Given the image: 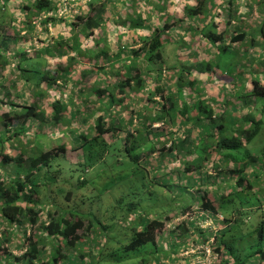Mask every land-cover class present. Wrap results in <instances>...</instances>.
<instances>
[{"label":"trees","instance_id":"trees-1","mask_svg":"<svg viewBox=\"0 0 264 264\" xmlns=\"http://www.w3.org/2000/svg\"><path fill=\"white\" fill-rule=\"evenodd\" d=\"M211 1L212 0H140L139 3V0H84V3L82 0H79L82 8L84 7L83 4H86V9L82 10L83 13H81L79 9L78 14L73 16L71 30L74 31L78 28V34H81L91 44L94 43L95 45V42L101 44L102 41L104 44H108L110 41L112 42L114 40L117 42L120 38L121 42H123L122 46L115 49L113 57H108L107 55L108 52L111 51L109 48L106 50L101 49L96 53L88 52L85 58H125L123 57L125 55L129 56L127 58H135V60L130 62V67L126 73L122 75L115 72L117 81L109 85V90L104 88L102 91L98 92L101 96L107 93L110 105L118 106H121L127 97L133 93L135 95L137 93H143L145 95L144 99L147 107L137 112L142 120L141 128L136 129L139 132L135 135L133 131L125 132L126 135L122 143L125 157L129 159L131 164L135 165V168L130 171L127 177L132 178L133 176H140L143 179L145 176L148 178L150 176L152 179L153 176L159 174L157 177L161 179L160 184H152L153 186H150V190L153 189L154 186H157L160 192L157 194H162L163 196L172 192L173 189L182 194L183 191H185L186 194H190L195 197V199L199 200V207L196 212H192L195 219L189 222H179V224L174 226L172 231L168 232H164L165 230L162 231L164 228L163 226L177 219L179 214L181 217L183 214L192 211L191 206L183 208L176 206L177 208H181V211L173 213L168 212L166 209V212L163 209V213H161L158 206H155V211L151 212L152 215L150 214L152 219H145L144 215H142L139 221L135 220L136 212L133 211V207H129L127 216L135 212V215L131 216L129 219L134 226L132 228L133 234L130 241L120 248L124 255L118 257L117 262L119 263L128 261L129 264H165L163 261H168V264H186L188 263L186 258L178 259L177 253L179 251L185 249L191 250V248L197 245L206 246L210 238H213L210 251L212 255L215 254L219 258V261L215 264H264V219L261 220L258 218L259 221L255 226L252 228L248 227V221L254 218L251 213V206L245 207L242 201L236 206L234 201L241 193L246 192L248 194H253L252 191H254L255 188L259 191L260 189L257 186L264 183V150L262 149L263 151H261V156L259 158V156L254 157L251 155L250 151L246 149L248 144L260 133L264 124V101H259L261 99L264 100V71L258 73V75H261L262 79L258 77L259 80H257L255 77H252V89L250 92L241 94L238 97L232 96V99L236 101L232 103L230 107L223 106L224 113L230 117V120L224 121L222 117L214 116L211 110L205 111L208 113L206 114L207 118H205V120L209 121L210 124L214 121L218 122L219 125L216 127L218 129L217 133L220 134L221 131L224 132L226 129L225 124L227 123L230 129H232L233 126L237 128L238 134L232 138L222 137L217 139L211 146V148H215V151H210L211 148L207 146L202 148L204 151L203 161L209 163L210 166V169L205 168L209 176L204 178L203 181L200 179L202 174L199 169L200 165L195 168L194 166L196 165L192 164L191 158L189 157L182 160V162L186 161V163H189L188 166L178 167L173 170L172 182H169L170 177L166 174L170 162H172V164L174 163V166H177L176 162L178 161L172 160L170 158V153L177 151H179V153L184 152V148L190 145L192 134L189 133V131L186 132L183 138L177 140L178 144H176V148H174L173 141L168 143L170 144L169 147H166L167 145L158 146L148 152H146V149H142L145 143L154 140L150 136V134L154 132V130H152L154 128H152L150 122L164 124L162 119H156L155 115H152L154 111L151 109V106L157 105L159 111L166 116L169 115L170 109L174 107V105L171 104L172 94L168 93L167 96L164 97L165 92L162 89L163 87L159 85L161 78L165 76L164 73L168 71L166 58L163 57L166 46L169 44V42L166 43L167 39H169V34L166 32L170 30L175 23L183 22L186 18L194 19L198 16H203L205 18V13L208 11L206 8L211 6ZM232 1L236 2L234 9ZM249 2V0H227L224 5L229 7V11L232 9V12L236 15L237 9L241 7L249 8ZM256 3L258 5H263V0L256 1ZM32 5H34L32 10L36 11V14L40 11L50 9L59 10L54 0H33ZM23 7L28 8V5ZM129 7L136 10V14L134 12L129 14L127 12ZM261 8L263 9V6ZM145 9L149 10L145 12ZM219 10L218 8L217 14ZM214 11H216V8ZM146 13L148 17L143 19L141 15L144 16ZM243 15H246V12L241 15L239 14L240 18L238 21L241 20ZM148 18L155 20V27H150L148 25L143 27L144 23L146 24V22H148ZM49 21L55 25L56 18L52 17ZM228 22H231V20H228ZM228 22L226 23V27L224 26V29L222 28L223 30H217L219 22H212L208 27H205V32L203 31L205 40L209 41L211 45L217 43L215 48L216 54L220 55L230 49L238 50L239 53H242L240 50L245 49L243 47L245 44L247 45V43L249 44L248 48L251 49L254 40H247V29L243 31L237 27V29L234 28L233 32L227 31L225 29H228ZM260 24L261 26H248V29L250 35L261 32L264 42V16ZM23 25L25 33L29 34V29H33L31 18L27 19L26 17ZM135 30L140 34L139 40L141 45L137 49H132L131 52H129L130 50L128 51L127 48L129 44L127 42L133 38L132 36L136 35L135 33L137 31L135 32ZM127 31H130L128 36L126 35ZM250 37L252 38V36ZM100 44L95 46L97 47ZM135 44L136 40L131 42V45ZM80 56H83V54ZM138 58H141V64L144 66V70L147 73L146 76L144 75V79L140 74L143 68L142 66L139 68L137 65L138 62L140 63V61L137 60ZM254 59L255 58H243L241 65L244 67H239L237 69L236 73L238 77L244 73H249V70H253L255 64L264 67L263 58ZM202 65L200 63L197 66L186 64L185 67L180 68V71H185L189 74L190 71L194 70L196 67L198 68L196 70L201 73ZM217 68H219V66L216 65L208 70L213 74H219L217 73V70H219ZM153 72L156 74L155 80L150 78ZM252 74L254 73H251V75ZM55 83L57 82H53V85H55ZM193 84L194 83H187L189 86ZM61 85L66 86V84L64 85L62 82ZM36 86L39 87V83L36 84ZM150 89H152V91H150ZM191 90L194 91L193 87ZM153 98H159L160 102H157ZM19 99L21 100L22 98L20 97ZM20 100H17V103L13 102V104H7L0 100V107L3 111V105L4 107L7 105V108L10 109L9 112H6L0 117V121L2 120L4 125L3 131L6 134L9 133L6 138H0V144L4 141L11 140L14 135L18 137L22 135L23 137L28 130L25 125L26 121L32 123L33 120H38L39 123H47L45 112H37V105H29L24 103L25 101L20 102ZM149 100L151 102H149ZM255 101L260 102L263 106L258 107V105H255ZM61 107L64 106L59 102L54 103L52 106L55 114L52 120L55 123L62 117V112H66V108L63 109ZM236 108L238 110L235 113ZM257 115L260 117L255 119ZM159 117L161 116L159 115ZM20 118H22V121H18ZM9 120H11V122L7 123ZM13 121L14 123H12ZM19 127L21 130L17 132ZM72 128L74 127L57 130L54 136L56 138H64L65 134H67L65 131L72 130ZM15 129L16 131H14ZM115 130L120 131L119 128H115V124L104 123L103 125L102 118H97L93 127L88 128L89 135L82 132V135L79 137L75 136V138H72L73 136L69 134L70 139H67L65 136L64 142L68 147H71V151H81L83 159L78 166L83 168L84 173H88L91 168L90 166L94 165L93 160L89 158L92 151L97 161L94 165L96 168H94L93 171L97 170L100 172L97 165L104 164L106 158L110 155V147L115 145L114 143L108 144L104 136L106 134L116 133L114 132ZM140 130L146 131V133H142ZM170 131L172 134L177 133L173 129ZM139 138L140 141L137 142ZM162 138L161 134V142ZM85 148L87 149L88 156L87 154L85 155ZM96 148H98V153L95 151ZM240 148H245L246 154L243 156L235 154ZM138 150H142V153ZM65 152V146H61L43 152L39 154V156L24 159V153L22 152L9 158L3 156L0 151V220L6 221L13 227L27 224L30 228H34L35 225L38 224L42 232L41 235H43L41 238L31 236L26 238L24 230L21 240H26V242H28L26 252L18 258L10 256L12 258H8L9 260L7 259L8 256H4L5 259H7L5 264H59L62 262L63 264H99L102 256L96 244H94L96 245L94 248L89 240L90 242L88 243L95 250H90L91 247H86L87 250L83 248V250L88 251V253H81L83 250L76 253L75 246L80 242L81 238L78 234L82 231L85 222H87V231L96 228L95 231L99 230L98 232L101 233V230L106 229V226L100 225L99 227H95L90 221L79 218L73 219L68 216L65 217V215H62L58 211L61 207L57 204L49 203L50 205H41L37 200L40 187L46 184L48 178L54 179L57 177L56 173L60 172V165H57V169H55L54 172L48 171L50 161L55 157H60V155ZM156 154H158V157L162 160L160 163L152 165L148 160L151 157L154 158ZM174 154L178 155V153ZM210 154H212V156H210ZM165 159L167 161H163ZM201 163L202 162H200V164ZM224 164L227 166L230 164L232 166L231 169L223 172L222 165ZM152 166H157L158 169L153 170L151 168ZM16 168L20 169V171L18 172ZM249 170L250 172H248ZM50 175H53V177H50ZM164 176H168L166 177L168 179L165 180L166 178L164 179ZM182 177L189 179L193 177L192 186H187V183L183 185L185 179H182ZM151 179L150 183L152 182ZM115 180L121 182L123 178L117 177ZM79 182L85 184L86 179L81 177ZM222 183H224L225 186L223 189V191L226 190L224 191L226 192L225 195L222 190H215L212 186L223 185ZM190 189L192 193L189 192L191 191ZM58 192L64 199H70L69 193L64 194L61 190ZM155 198L159 200L157 195H155ZM256 200L260 199L256 198ZM225 206H227V210ZM254 206L257 208L258 204L256 203ZM54 209L55 211L52 212ZM258 209L260 210V208ZM219 215L222 221L218 220ZM209 220L213 221V230L201 227ZM216 226L218 227L216 228L217 230L215 229ZM139 227H142V230H135ZM10 233L14 234L11 231ZM166 233L170 234L167 235ZM164 234H166L165 237ZM160 237H163L164 241H162L163 238ZM0 239H2L1 234ZM17 239L19 240V238ZM46 240H48L47 243L50 244V249L45 247L47 245ZM166 240L168 241L165 242ZM194 241L196 243H194ZM44 242L46 245H43ZM100 244L104 248V246H106V241H98V245ZM148 244H150L152 248L141 251V249ZM62 252H65L66 255H61L60 253ZM76 257H78V259ZM62 258H65V260L60 261ZM106 259L111 261L112 256H108L107 254V256L103 257V261Z\"/></svg>","mask_w":264,"mask_h":264},{"label":"rangeland","instance_id":"rangeland-1","mask_svg":"<svg viewBox=\"0 0 264 264\" xmlns=\"http://www.w3.org/2000/svg\"><path fill=\"white\" fill-rule=\"evenodd\" d=\"M223 1L226 2L227 0H223ZM249 1L254 2L255 5H253L254 8L250 10L251 14L248 19L247 18L244 19L245 18L244 17L238 21L240 16L235 15V13L232 12V9L231 11H229V7L226 5H224L223 8H220L218 14H216V16L213 17L215 19L222 20L221 23L225 27L228 20H231V22H228L227 25V28L230 32H233L234 28L237 29V27L240 25V22L242 23L244 21L248 25L251 24L260 25V23L263 20V17L258 12V4L256 3V1H261V0H249ZM32 3L33 0H24V1L0 0V63L5 64L7 61L18 62L20 58H23V55L25 54V51L29 45H28L27 37H25V35L23 37L20 35L25 34L23 23L25 22L26 17L27 19L31 18L32 23L35 22L36 11L32 10ZM232 4L234 5L233 6L234 9L236 2L233 1ZM25 5H28V8L23 7ZM262 6H263V14H264V0H263V5H259L260 8ZM212 7L214 9V6ZM148 10L149 9H145V12ZM141 16L142 18L143 17L147 18L148 14L146 13L145 16L143 15ZM70 18L72 17L68 15L65 16V20L68 22L71 21ZM148 23L153 24L152 19H149V21L146 22V24ZM189 23L187 22V20H184L181 26H187ZM37 26L38 24L36 23V27ZM36 27H34L33 29H29L30 42L33 39H36L34 35L39 40L44 39L43 37L44 31L36 30ZM32 30L33 31L36 30L35 34L32 32ZM53 32L54 34L56 33V29L54 27H53ZM129 34L130 31H127L126 35L128 36ZM253 34H251L250 36L252 37L255 36L256 38L258 36L259 37L261 36V32H258V34L257 33H253ZM263 36H264V28H263ZM180 38L182 37L180 36ZM113 42H115V40ZM168 42L169 39H167L166 43ZM110 45L111 44H109L107 47L110 48L109 47ZM180 46L184 47L182 44H177L174 47L175 54ZM202 47H198V48L195 47L198 52L197 53L198 58H204ZM257 47L258 49L264 48V42L262 36L260 39V43H257ZM113 48L115 49V47ZM170 49L171 48H169V44H168L166 50H170ZM49 51L50 52L48 55L51 58L57 56L56 53L57 51H55L54 48H49ZM242 51L245 52L246 48L242 49ZM252 52L253 50H250L249 54L246 53L242 55L241 53L242 56H240L238 50L230 49L227 50V52L222 53L220 55L217 54L216 58L211 59L209 64L211 67H214L216 65L219 66V68H217L219 69L217 70V73L219 74L216 75H213V73L208 70L209 68H211L208 64L202 65L201 67V70L203 71L202 74L199 73L195 74L192 70L190 71L189 74L185 71H180V69L179 71H176L175 69H177V67L183 68L185 66L182 65L181 63H177L178 60L173 63L171 59L172 53L170 52L168 54L163 53V57L166 58V63L168 64L167 65L168 71L164 73L165 76L161 78L159 85L163 87L162 89L165 92L164 97H166L168 93L172 94L171 104L174 105V107L170 109L171 111H169V115L166 116L164 115V113L159 111V107L157 105L151 106V109L154 111L152 115H155L156 119L157 118L162 119L164 124L162 125V123L150 122V125L152 126V128H154L152 129L154 130V132L151 133L150 136L154 140L145 143V146L142 149H146V152H148L158 146L167 145L166 147H169L170 144L168 143L173 141H174L173 144L174 148H176L177 146L176 144H178L177 140L179 138H183L187 131H189V133L192 134L191 138L192 136L195 135V137L191 139L190 145L184 148L183 150L184 152L179 153V151H177L170 153L171 155L170 158L172 160H178V161L176 162L177 166H174V163L172 164V162H170V164L168 165V172L166 174L170 177L169 182L170 181L172 182L171 178L173 176V170H175L178 167H185L189 165V163H186V161L182 162V160L186 157L191 158L192 164L196 165L194 166L195 168L199 167L200 165L199 168L201 170L200 172H204V168L210 169L209 163L203 161L204 151L202 148L204 146L211 147L215 143V141L219 138L222 137L232 138L234 136H237L238 134L237 128H234L233 126L232 129H230L227 126L228 125L227 123L225 124V128H226L225 131L224 132L221 131L220 134L217 133L218 129L216 127L219 125L218 122L214 121L210 124L209 121L205 120V118H207L206 114H208L205 111L211 110L214 116L222 117L224 121L230 118L227 116V114L224 113L223 106L230 107L232 103L236 101L232 99V96L234 97L240 96L238 94L232 95L231 94L232 90L229 89L230 87H233L234 83L239 78L238 76H233V74L231 73L236 74L237 69L239 67L240 68L244 67L243 65H241L243 62V58L257 59L258 57H255L256 54H253ZM259 52L264 56L263 49L260 50ZM32 58H37V57L33 56ZM34 61L35 60H32L31 58L28 60H23V62H21V65L22 66L29 64L31 65L34 63ZM137 65L139 66V68H141L142 66V64L139 62L137 63ZM46 67H44V64L39 65L38 68H36L34 74L30 72H26L24 73V77L30 81V84L31 83L35 84L36 82L41 81L42 76L45 73L44 71ZM254 70L264 71V67L259 68L258 66H256L254 67L253 70H249V71L253 73ZM24 71H26V69ZM29 71L32 72V70ZM213 77H220V78L211 79ZM255 79L257 78L255 77ZM17 80L22 81L23 78L17 76ZM187 83H194V84L192 86L191 85L189 86L187 85ZM10 84H12L11 79L9 80V85ZM198 84L203 87L200 88L201 91L197 89V87H199ZM192 87L194 91L191 90ZM142 99L143 98H140V103L142 102ZM156 101L160 102L159 98ZM259 101H264V100L261 99ZM149 102L151 101L149 100ZM255 105H258V107L263 106V104L261 105V103L257 101H255ZM120 108L121 110L124 109V107H120ZM139 109L140 107H134V111L132 113L135 116L134 118H132V121L134 122L130 120L129 125L126 120L120 119V117H119V121L118 119L117 120L114 119L113 121H111V124H115V128L117 129L119 128L120 131L115 130L114 132L116 133L113 134L110 133L104 136V139L108 144L114 143L115 145L110 147L109 149L110 155L106 158L104 164L97 165L98 169H100V172H98L97 170L93 171L94 168H96L94 165L97 163L96 159L94 158L93 151L91 152L90 154L91 157L89 156V158L90 160H93L94 165L90 166L91 168L89 169L88 173H84L82 167L78 165L74 166L75 163L79 164L82 162L83 156L81 151L80 152L76 150L71 151L70 148L68 147L69 148L68 150L70 151L66 152L67 154H65L64 158L62 156L55 157L50 161L48 171L54 172L55 169H57V165H60L61 170L60 172L56 173L57 174L56 178L54 179L48 178L46 184L40 187V193L37 196V200L41 203V205H48L49 203L57 204L63 210L62 211L60 208L58 211L62 215H65V217L68 216L70 218L72 217L73 219L79 218L85 221H90L93 223L95 227L96 226L99 227L100 225L106 226V229L101 230V233H99L98 232L99 230L95 231L96 228L91 231H87L86 230L87 222H85V224L83 223L84 224L83 229L78 234L81 238L80 242H78L77 245L75 246V251L77 253L78 251H82L83 248L87 250L86 247L89 248L91 247L90 250H93L97 245L98 246L97 248L102 256L99 264H129L128 261H123L119 263L117 262L118 261L117 259L119 256L124 255L123 251L120 249L122 248L121 246L127 244L132 237L133 234L132 228L134 226L129 219L131 216L135 215V212H136L135 220L137 221L141 220L142 215H144L145 219L150 220L152 219L150 214L151 212L155 211L154 210L155 206H158V209L161 213H163L162 212L163 209L165 212L167 210L168 212L173 213V212L181 211V208L183 207L191 206L192 211L183 214L181 217L179 214V217L177 219H175L172 222L166 223L165 226H163L164 228L162 231L165 230L164 232H168V231H172L173 225L179 224V222H185V221L189 222L190 220H194L195 217L193 216L192 212H196L197 208L199 207L198 206L199 200L195 199V197H193L190 194H186L185 191H183L182 194L181 192L175 191L173 189L172 192L164 196L161 194L162 195L161 196L160 194H157L160 193L157 186H154L153 189L150 190L149 188L150 186H153L152 184L155 183L160 184L161 179L157 177L159 176V174L153 176L152 179L150 176L149 178L145 176L143 179L140 176H133L132 178L127 177V175L130 174V171L135 168V165L131 164L129 159L125 157L122 143L124 142L123 139L125 138V132L133 131L134 135L137 132H139L136 130L141 128V122H142L140 119L141 118L140 115L137 113ZM235 110L236 113L238 109L236 108ZM117 111L118 110L115 111L114 116H116ZM3 112L4 111L0 107V117L3 116L2 115ZM72 113H74V109ZM159 115L161 117H159ZM259 117L260 116L257 115L255 119H258ZM75 121L77 125L80 124L79 120H75ZM34 127L39 132V134L36 135L37 140L44 142L43 148L38 144L34 145L35 149L32 150V152L35 155H38L39 153L41 154L43 149H47L46 151H48L51 150L54 146L56 147L62 146V143H65L64 142L65 136L67 139H70V136L68 135V131H67L66 132L67 134H65L64 138L47 137L49 139L47 140L46 137H44V136H48L45 134V129H43V127L39 125H35ZM16 129L14 131H16ZM172 129L177 132L176 133L177 135L172 134V132L170 131ZM20 130L21 128L19 127L17 132H19ZM69 131H70L69 132L70 135L74 133L75 136H78L76 135L78 133V128L74 130L70 129ZM140 132L146 133V131L143 130H140ZM51 133H55L53 129ZM161 134L163 137L162 142L160 140ZM20 137L21 139H17L16 141L18 144L21 142L19 148L23 149L24 143L22 142V140L26 138H23L22 135ZM139 141L140 138L137 140V142ZM7 142H5L3 147H0L1 149H4V151H6V147H8V145H6ZM246 149L249 150L250 154L253 155L254 157L259 156L260 158L261 151L264 150V124L261 128L260 133L257 135V137H255L251 141V143L248 144ZM212 150L215 151V148L213 147ZM84 151H85V155L87 154L88 156V152L86 148L84 149ZM95 151L98 153V148H96ZM138 151L141 152L142 150L141 151L138 150ZM174 153H178V155ZM235 154H238V156H243L244 154H246L245 148H240L238 151H236ZM210 156H212V154H210ZM161 160L162 159L158 157V154H156L155 157L154 158L151 157L148 160V162L154 165L155 163H160ZM163 161H167V160L165 159ZM200 162L202 163L200 164ZM229 167L231 168L232 166L229 165ZM151 168L153 170L158 169L157 166H152ZM224 168L225 166H223V169ZM228 169L229 168L227 169L225 168L223 171L224 172L229 171L230 169L229 170ZM16 170L18 172L20 171V169L18 168H16ZM168 176H164L163 178L165 179ZM50 177H53V175H50ZM81 177L86 179L85 184L79 182V179ZM117 177H122L123 180H121V182H117L115 180ZM191 178L193 179V177H190V179ZM150 179L152 181L151 183H150ZM167 179L168 178H166L165 180ZM182 179H185L183 185L187 183V186H192V182L189 178L182 177ZM212 186L215 190L218 191H221L222 189L225 188V186L223 185L222 186L212 185ZM259 189L260 190L258 191L257 188H255L254 191H252L253 194H248L246 192L239 194L237 198H235L234 200L236 203L235 205L237 206L238 203L242 201L245 207L253 206L256 203L260 204L261 207L262 205H264V187L260 186ZM59 190H61L62 193L64 192V194L69 193L70 199L66 200L63 197H61L58 192ZM189 192L192 193V190ZM155 195L159 197V200L155 198ZM256 198L260 200H256ZM176 206H179L181 208H177ZM129 207L131 208L133 207L134 209L133 211L135 212H132L131 215L127 216V212H128L127 210ZM225 209L226 210L228 209L227 206H225ZM54 211L55 209L52 212ZM251 213L254 218L261 216V214H259L260 213L259 209H252ZM254 218L251 221H248L247 223L248 227L252 228L253 226L256 225V223H258L259 220ZM218 220L221 221L220 215ZM216 228L218 227L216 226ZM24 230H25L26 238L28 236L40 237V238L43 237V235H41L42 232L40 231L38 224L35 225L34 228H30L27 224L24 226L16 225L13 227L10 226L9 223H7L6 221L0 220V234L2 236V239H0L1 264H5L6 263L5 261L8 258H12V257L18 258L19 256L23 255L26 252L28 242H26V240L25 241L21 240ZM135 230H142V227L136 228ZM10 231L13 232L14 234L10 233ZM166 234L169 235L170 233H166ZM166 234H164V237L166 236ZM17 238H19V240ZM89 240L91 241V244H93L94 248H92V246L88 243L90 242ZM103 240L106 241V246H104V248L101 246V244L98 245V241H103ZM47 241L48 240H46V243ZM162 241H164V238ZM167 241L168 240H166L165 242ZM46 243L44 242L43 245H46ZM194 243L196 242L194 241ZM49 245L50 244L47 243L45 247H48L50 249ZM150 248H152V246L148 244L144 246L141 249V251H145L146 249H150ZM188 252H190V249L179 251L177 253L178 259L186 258L188 261V263L186 264H197V262L199 263L198 258H195L196 254H193L191 252L188 253ZM81 253H88V251L83 250ZM131 253H135V252H131ZM60 254L66 255L65 252H62ZM107 254L108 256H112L111 261L109 259L103 261V257L107 256ZM4 256L6 257L8 256L7 259H5ZM76 258L78 259V257ZM63 260H65V258L60 259V261ZM163 262L165 264H168V261H163ZM59 264H63V262Z\"/></svg>","mask_w":264,"mask_h":264},{"label":"crops","instance_id":"crops-1","mask_svg":"<svg viewBox=\"0 0 264 264\" xmlns=\"http://www.w3.org/2000/svg\"><path fill=\"white\" fill-rule=\"evenodd\" d=\"M54 2L56 3L57 7H60L59 5L60 0H57ZM211 2H212L211 6L208 7L209 9L207 8L208 11L207 13H205V18L203 16H198V17H195L194 19L186 18L187 22L188 23L190 22L187 26H181L183 22H179V23L177 22L174 25L172 24L173 26L170 28V30L166 32L167 34H169V48L171 49L170 50L165 49V54H168L169 52L172 53L171 59L173 63L178 60L177 63H181L184 66L186 64L190 66H197L199 65V63L201 65L209 64L211 59L216 58L217 54H216L215 48L217 46V43L214 45H211L209 41L205 40L203 37V31L205 32L206 30L205 27H208L209 24H211L212 22H217V23L219 22L217 25L218 26L217 30L220 31L224 29V26L221 23V20L215 19L213 16H216L218 8L220 9L224 7L225 2L223 0H212ZM77 5L79 6L81 13H83L82 10L86 9V7L82 8V5H80L79 2L77 3ZM253 5H255V3L250 1L249 8L241 7L237 9L236 15L239 16V14L241 15L244 12H246V15H243L241 19L244 17H245L244 19L246 18L248 19L251 14L250 10L254 8ZM212 6H214V9ZM215 8H216V11H214ZM127 12L129 14L133 12L136 14L137 11L129 7ZM258 12L260 13L262 17L264 16L263 9H261L259 5H258ZM144 18L145 17H143V19ZM148 21H149V18H148ZM152 22L153 24L144 23L143 27H145L146 25L150 27H155L156 25L155 20L152 19ZM71 24L72 23L68 21L62 22L60 20H56L55 27H54L56 29L54 46L51 47V48H54L55 51H57L56 57L51 58L48 55L50 52L49 48H44L37 53L36 55L37 58H31L32 60H35L34 63L31 65L30 64L23 65V66L21 65V62H23V60H28L30 58H20L18 62H15L16 63L15 69H13L12 66H10L9 68V64L14 61H11V62L7 61L5 64L0 63V100H2L3 102L7 104H13V102L15 103L17 100H20L19 98L21 97L22 99L20 100V102L25 101L24 103L26 104L37 105V112H41V111L45 112V115H46L45 119L47 122V123H39L38 120L37 121L33 120L31 123V122L26 121L25 125L29 129L23 136V138H26L22 140V142L24 143V148L20 149L19 145L21 142L18 144L16 141L17 139H21V137L14 135L15 137L13 136V138L9 140V142L4 141L3 143L0 144V147H3L5 142H7L6 145H8V147H6V151L0 148L3 156H7L11 158L14 155L16 156L17 154L21 152L24 153V156H23L24 159L39 156L40 153L38 155H35L32 152V150L35 149V146H34L35 144H38L42 146L43 148L44 142L37 140L36 135H38L39 132L34 127L35 125L42 126L43 129H45V134L48 136H44V137H46L47 140H49L47 137H55L54 134L57 132V130H60L62 128L64 130L67 127L69 128L74 127L72 128V130L78 128V133L76 135H78L79 137L80 135H82V132L84 134L89 135L88 128L93 127L94 122L97 120V118H102L103 123L111 124V121H113L114 119L115 120L118 119L119 121V117H120V119L126 120L129 125V121L130 120L132 121V118L135 117L134 114H132L134 111V107H140L139 110H144V108L147 107L145 103V99H144L145 95L143 93L141 94L137 93L136 95L134 93L131 94L130 96L127 97L125 102L121 104V106L110 105L109 96L107 93H104V95L102 96L98 94V92L102 91V89L104 88L108 89L110 87L109 85L113 84L117 80L115 72L122 74V75L126 73L128 71V68L130 67V62L135 60V58H127L129 57L128 55L123 56L125 58H85V56L88 52L96 53L100 51L101 49H104V50L109 49L107 46L111 44L109 46L111 48V51H109L107 55L108 57H113V55L115 54V49L118 48L119 46H122L123 42H121V38L119 39L120 41L119 40L117 42L112 41L113 43L110 41L108 44H104L103 41L101 42V44L99 42H95L96 43L95 45L100 44L96 47L94 43L91 44L81 34H78L79 32L78 28H76L74 31L71 30ZM248 26L255 27L259 25L258 24L248 25L245 23V21L242 23L240 22V25L238 27L242 29L243 31H246L247 29V33H246L247 40H250V41L254 40V43L251 49L248 48L249 44L247 43V45L245 44L244 46L246 48V51L243 52L242 50H240V52L242 51L243 52L242 55H244L246 53L249 54V51L253 50L252 53L256 54L255 57L264 59V56L260 54L259 52L262 49L264 50V48L258 49L257 47V43H260L261 38L260 37L256 38L255 36L251 38ZM203 27H204V30H203ZM225 30L228 31V29H225ZM136 31L137 30H135V32ZM135 34L136 35L132 36L133 38L129 40V42H127L129 44V47H127L128 51L130 50L129 52H131L132 49H137L141 45L140 40H139L140 39L139 32L137 31ZM180 36L182 38H180ZM43 37H46V34H43ZM28 39H29V36L27 37V40ZM135 40H136V44L131 45V42ZM177 44H182L184 47L180 46L175 54L174 47ZM113 47H115V49ZM195 47L203 48L204 58H198L197 56L198 52ZM81 54H83V56H80ZM239 55H241V53ZM137 60L140 61V63L142 62L141 58H138ZM43 64H44V67L46 66L47 67L44 71L45 73L42 76L41 81L36 82L35 84L33 83L30 84V81L24 77V73L30 72L34 74L36 68H38L39 65H43ZM125 66H128V67H125ZM256 66H258L259 68H262L261 66H259V64H255V67ZM143 67L144 66L142 65V68ZM180 68L181 67H177V69L175 70L179 71ZM25 69L26 71H24ZM196 69L198 68L195 67V69L192 70L195 74L197 73L202 74L203 71L200 73ZM29 70H32V72ZM141 71L142 72L140 74L142 78L144 79L147 73L144 70H141ZM259 72L261 71L254 70L253 71L254 74L252 75L249 72V73H244L243 75L239 76L238 79L236 78L237 80L234 83L233 87L229 88L232 90L231 94L241 95L246 92H250L252 89V86H251L252 77H256L257 80H259L261 78V75H258ZM232 74L233 76H238L237 73L236 74L232 73ZM151 75L152 76L150 78L152 80H155L156 74L153 72L151 73ZM213 75H216V73ZM17 76L22 77L23 80L22 81L17 80ZM216 78H220V77H213L211 79H216ZM10 79L12 80V84L9 85ZM53 82H57V83L53 85ZM61 82L64 85L66 84V86H62ZM38 83H39V87L36 86V84ZM200 88H203V87L199 85L197 89L201 91ZM150 91H152V89H150ZM140 98H143L141 103H140ZM153 99L157 100L158 98H153ZM56 102H59L60 104L64 106L61 108L63 109L66 108L65 109L66 112L65 111L62 112V117L59 118L57 123L53 122L52 120V117L55 115L54 108H52V106ZM120 107H124V109L121 110ZM2 108L4 109L3 114H5L6 112H9L10 110L7 108V105L6 107H4L3 105ZM73 109H74V113H72ZM116 110H118L117 114L115 117H113ZM44 120H41V121H44ZM75 120H79L80 124L77 125ZM18 121H22V118H20V120ZM10 122L11 120H9L7 123H10ZM12 123H14V121ZM3 126H4L3 121L1 120L0 121V138L1 139L4 137L6 138L9 135V133L6 134L3 131ZM52 129L54 130L55 133H51ZM69 132L70 131H68V134L70 135ZM72 136H73L72 138H75L74 133H72ZM193 137H195V135L192 136V138ZM62 146H65L66 152L71 150V147H69L70 150H68L69 148L67 144L65 143H62ZM54 148H58V147L54 146L52 149ZM46 150L47 149H43L42 153L46 152ZM211 150L212 148L210 149V151ZM66 152L61 154L60 156L64 158L65 154H67ZM76 165H78V163L74 164V166ZM229 165L228 166L225 164L222 165V170H224L225 168L231 169ZM223 166H225L224 169H223ZM59 169L61 170L60 166H59ZM207 176H209V174H207L204 168V172H202L200 179L203 181L204 178H206ZM190 180L191 182L193 181L192 178ZM222 184L224 186V183ZM260 186L264 187V183H262V185H258V187ZM224 191L222 189V192L225 195L226 192ZM258 208H260L259 214H261V216L256 217L254 219L259 218L262 220L264 219V205L260 207V204H258L257 208L254 205L251 206V209H258Z\"/></svg>","mask_w":264,"mask_h":264},{"label":"clouds","instance_id":"clouds-1","mask_svg":"<svg viewBox=\"0 0 264 264\" xmlns=\"http://www.w3.org/2000/svg\"><path fill=\"white\" fill-rule=\"evenodd\" d=\"M82 1L84 2V0H82ZM78 2H79V0H78ZM78 2H77V0H76V2H75V0H60V7H58L59 10L62 8H66V9L70 8V10L68 9L69 13L66 14V16L68 15V16L72 17V18H70L71 19L70 23L72 22L73 16L78 14V10H79L78 5H77ZM33 6L34 5H32V9H33ZM83 6L86 7V4H84ZM59 10H51L50 9V10H46V11H40L36 14L35 22L33 23V28L36 27V23H37L38 26L36 27V30L44 31V34H46V37H44L43 40H39L34 35V37L36 39H33L31 42L28 39V45H29L28 48L32 46V43L34 40H38L39 43L42 44V46L37 51H35L33 53V55H31V56H28L26 51H25L23 58H32L33 56H36L40 50H42L44 48H51L52 46H54L55 34L53 32V27H55V25L52 22H50L49 19L52 18L50 16L51 13L58 12ZM74 11L76 12L75 14H73ZM43 16H45V18H43ZM53 18H56V20H60L62 22L66 21L65 18H57V17H53ZM48 24H50L52 26V32L51 33L47 31V25ZM36 30L33 31L34 34H35ZM24 33H25V31H24ZM24 35H25V37H28L29 34L25 33V34L20 35V36L23 37ZM10 66H12V68L15 69L16 63L12 62L9 64V68H10Z\"/></svg>","mask_w":264,"mask_h":264},{"label":"built area","instance_id":"built-area-1","mask_svg":"<svg viewBox=\"0 0 264 264\" xmlns=\"http://www.w3.org/2000/svg\"><path fill=\"white\" fill-rule=\"evenodd\" d=\"M68 9L70 10V8H68ZM68 9L62 8L58 12L51 13L50 16L51 17H57V18H65L66 14L69 13ZM75 13L76 12L74 11L73 14H75ZM43 18H45V16H43ZM47 31L50 33L52 32V27L50 24L47 25ZM41 46H42V44H40L38 40H34L32 43V46L26 50L27 55L28 56L33 55V53L35 51H37ZM218 219H219V216H218ZM221 221H222V218H221ZM175 225H173V228ZM203 225L201 226L202 228H205V229L210 228L213 230L214 226H213L212 220L206 221V223ZM215 229H216V227H215ZM212 243H213V238H210V240L206 243V246L197 245V246L192 248L193 250L192 249L190 250L191 253L196 254L195 258H198L199 263L197 262V264H215L217 261H219L218 256H216L215 254L212 255V253L210 251V246H212ZM190 252H188V253H190Z\"/></svg>","mask_w":264,"mask_h":264}]
</instances>
